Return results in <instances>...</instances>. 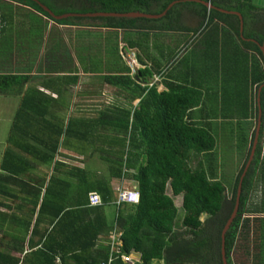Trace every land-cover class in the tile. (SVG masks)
Listing matches in <instances>:
<instances>
[{
    "label": "trees",
    "instance_id": "16d2710c",
    "mask_svg": "<svg viewBox=\"0 0 264 264\" xmlns=\"http://www.w3.org/2000/svg\"><path fill=\"white\" fill-rule=\"evenodd\" d=\"M227 1L235 3L240 0ZM72 2L84 3L82 7L85 10L77 11V14L142 12L156 15L165 12L169 4L179 2L167 11L165 17L158 20L169 21L157 29L160 31L174 29L170 19L177 15L178 6L199 8L202 17L208 20V26L229 18H236L240 23L237 17L218 12V9H233L230 5L222 6L221 0H205L215 9L192 4L187 0H0V34L7 31L6 22L10 23L16 17L15 12L5 11L9 7L14 8L13 3L28 7L58 25L69 27L131 30L138 29L137 23L140 21L156 22L144 18L88 16L56 20L41 6L61 16L70 13L62 9ZM159 5L161 6L158 7ZM19 9L16 11L22 13L23 10ZM254 9V6H250L248 10ZM235 11L245 13L241 8ZM23 12L32 18L31 27L41 29L40 22L33 21L38 20L37 14L26 10ZM85 21L91 23L85 24ZM239 31L240 25L236 29L237 34ZM257 36L259 45H247H253L264 62L261 51L264 31ZM13 79L15 78L0 77V92L9 90ZM234 79L236 85L223 84L220 107L216 110L209 107L212 119H217L218 116L224 119L223 125L229 130L232 147L245 159L234 181L230 183L220 168L218 138L212 132V122L208 121L203 125L192 118L193 111L202 100V92L196 84L195 87L169 84V92L159 93L155 86L143 87L137 84L129 74L105 78L110 85L124 91L133 87L142 97L140 108L134 112L127 108L102 111L101 129L110 128L114 132L100 137L103 144L110 148L106 153L114 158L106 159L110 162L107 163L108 178L92 177L85 168L72 169L74 173L71 176L76 177L73 184L68 179L57 181L51 177L42 201L43 185L40 189L33 188L35 200L21 201V213L28 203L33 208L31 216L18 218L21 222L17 233L10 231L11 221L17 217L6 211L0 213V264L107 262L109 244L100 246L95 252L93 249L99 238L105 232L114 230V227H109L104 207L89 206V195L98 193L106 206L111 204L114 200L110 184L113 178L131 179L132 189L139 194L138 205H122L117 209L116 227L122 231L123 253L140 252L143 264H152L154 260L162 261L163 264H223L222 233L235 208L241 177L247 166L242 180L238 214L225 237L226 258L228 264H237L235 257L239 255L248 264H264V71L256 65L250 74L237 72ZM260 113L259 141L255 158L248 165ZM254 119H257L256 127L249 140L247 132L251 128H248V124L251 127ZM46 155L42 161L47 158L51 162L53 153ZM21 160L16 152L7 151L1 163L2 172L16 180V176L26 172L22 165H18ZM169 190L171 197L167 195ZM258 190L261 196H257L255 200ZM57 194L69 199L52 200ZM0 197L4 200L15 197L10 185L1 180ZM178 199L181 201L179 206L175 202ZM0 206L10 210V205L3 202H0ZM35 215L37 217L30 232ZM29 232V249L26 250ZM7 237L9 239L6 241ZM114 264H124L120 255Z\"/></svg>",
    "mask_w": 264,
    "mask_h": 264
},
{
    "label": "crops",
    "instance_id": "0c3cea01",
    "mask_svg": "<svg viewBox=\"0 0 264 264\" xmlns=\"http://www.w3.org/2000/svg\"><path fill=\"white\" fill-rule=\"evenodd\" d=\"M187 1L200 5L194 1L202 0ZM202 2L207 3L205 0ZM176 3L174 6L179 2ZM13 4L23 11H32L38 15V20L33 21L40 22L41 29L38 28V30L41 31L42 37L36 40L33 31L20 36V29H10L9 26L14 25L17 17L10 18L11 22L5 24L11 31L12 49L10 53L7 52L9 54L0 55V77L15 79L12 80L9 90L0 92L1 105L3 102L14 104L12 117L9 119L13 122V131L7 139H3L6 134L0 133V180L10 185L15 197H11L8 204L10 210L2 207L0 213L6 211L17 217L11 221L12 233L19 231L20 216H31L33 206L28 203L21 213L19 210L20 204L23 203L21 201L35 200L33 188L40 189L43 185L40 198L42 201L51 177L56 178L57 181L68 179L73 184L76 180L74 175V177L71 176L74 173L73 168H85L95 178L108 176L107 172V175L101 176L102 172L93 168L95 160L99 157L97 154H100L104 163L108 162L106 159L113 158L106 157L108 153L99 151L100 144L107 146L103 144V139L101 140L100 137L114 133L110 128L101 129L102 111L124 107L134 112L140 108L142 97L133 90V87L124 91L110 85L105 78L129 74L137 84L143 87L155 86L159 93L169 92L171 88L169 84H182L186 87H195L196 84L202 92V100L193 111L192 118L202 122L203 125L208 121L212 122V132L216 136H230L226 126L225 131L222 128L224 119L220 116L212 119L209 107L211 106L214 110L220 107L223 84L236 85L234 77L237 72L250 74L256 65L262 67L264 71V62L253 46L260 44L257 35L264 31V0H240L235 3L221 0L222 6L230 5V8L234 10L218 9V12L226 16H235L240 23L236 18H229L215 21L211 26H208V20L202 17L203 14L199 8L178 6L177 15L170 19L174 26V29L170 31L157 30L169 22L168 20L159 22L158 20L162 18H144L156 22L140 21L137 23L138 29L131 30L69 27L58 25L28 7ZM250 6L256 9L250 11L248 10ZM239 8L245 13L235 11ZM235 13L240 14L242 19ZM31 20L32 18L24 20L30 28ZM242 22L243 25H241ZM239 25L240 31L237 34L236 29ZM69 30L75 31L74 34L71 35L72 32H68ZM77 31H99L104 35H115L118 39L117 50L121 57L122 46H125L127 52H136L139 63L137 71L133 72L127 63L126 70L118 67V64L112 69L107 53L101 56L100 47L96 46L95 41L91 40V37L88 39L80 37ZM7 36L6 32L0 34L3 42ZM105 40L104 43H106ZM144 43L149 47L147 54H144L139 47ZM247 43H252V47H249ZM263 49L264 42L261 46L262 52ZM105 92H109L112 96L107 98ZM88 147H90L89 150L87 149L88 153H83ZM9 150L21 157L22 160L18 165L26 169L24 174L15 177L16 180L8 177L1 169L4 154ZM106 150L110 149L106 148ZM46 153H53L51 162H48L47 158L44 162L42 161L47 156ZM84 160H87L86 163H83ZM67 161L73 164L69 166ZM128 182L133 187L131 179H111L114 200L107 206L104 204L103 207L109 227H114V230L105 232L99 238L93 249L94 252L100 246L109 244L111 233L120 231L116 227L118 218L116 202L118 190H133L131 187H126ZM167 195L172 196L171 190ZM55 196L52 200L69 199L61 194ZM1 201L4 199L0 197ZM36 217L37 215L30 232ZM30 232L27 236L26 250L29 249ZM109 247L110 256L111 246ZM138 253L140 252L133 251L131 255L136 260V264H143L142 254ZM152 264H163V262L154 260Z\"/></svg>",
    "mask_w": 264,
    "mask_h": 264
},
{
    "label": "rangeland",
    "instance_id": "374dc122",
    "mask_svg": "<svg viewBox=\"0 0 264 264\" xmlns=\"http://www.w3.org/2000/svg\"><path fill=\"white\" fill-rule=\"evenodd\" d=\"M69 3V2H68ZM67 3V4H68ZM76 2H72L70 3V5L66 6V8L62 9V10H68L70 13H76L77 11H82L85 10V8L82 7V4H75ZM7 4V3H5ZM8 5V4H7ZM6 5V6H7ZM86 7L88 8L89 6L87 4H85ZM2 6H4V4H2ZM13 9V10H12ZM18 8L14 7L11 8L9 7V9H5L6 12L8 13H14V15L17 17V21H15L14 25L9 26L10 29L13 30H17L20 29L21 31H19L21 33L20 36H25V34L32 32L33 31V35L35 36V39L37 40L38 38H40V36L42 37V33L40 30H38L35 26H32L31 28L26 24V22L24 21L25 19L29 18V15H27L25 12H20V11H16ZM11 12H10V11ZM20 10V9H19ZM79 13V12H77ZM76 13V14H77ZM24 21V22H23ZM91 22L89 21H85V24H89ZM97 24H100L99 22H96ZM8 29V28H7ZM10 29H8L6 31V34L8 35L7 38H5L4 42L2 41L1 37H0V55H5V53L9 52L12 49V42H11V37H10ZM68 32H72V34H74L75 31H68ZM77 34H79L80 37H84V38H89L91 37V40L95 41L96 46L100 47V55H104V53H107V59L109 61V63H111L112 65V69L114 68L115 65L118 64V67H120L123 70H126V60L124 58H122L119 55V51L117 50L118 48V39L117 37L114 35H104L102 32L99 31H77ZM106 39V40H105ZM104 40L106 43H104ZM18 43V41H17ZM44 44V43H43ZM47 44V43H46ZM45 47V45H44ZM140 49H142V52L144 54H147V48L148 45L146 43L144 44H140L139 45ZM103 49H107V50H103ZM10 53V52H9ZM7 53V54H9ZM6 54V56H7ZM100 59V57H98ZM101 62V59H100ZM111 69V70H112ZM123 94V93H120ZM255 95V92L253 93ZM105 95L107 98H110L112 96V94H110L109 92H105ZM125 99H126V94L124 95ZM121 99L123 98L122 96L120 97ZM14 104H12V102H3L2 105L0 103V133H2L3 135L6 134V136H3V139H7L8 135L11 133V131H13L12 129V123L10 122L9 119L12 117V109H13ZM124 110H126V108L123 107ZM126 114V113H125ZM257 120V119H256ZM255 119L252 121V125L250 127V123L248 124V128H251L249 130L248 136H249V140L251 138V134L253 133V131H255V127H256V121ZM4 127V128H3ZM223 130L225 131V126L222 127ZM257 131V130H256ZM218 138V158L220 160V168L224 173V177L226 179H228L227 181L232 183V181H234V178L236 177L237 173L239 172V170L242 167V164L244 162V157L243 155H241L240 153H238L232 146L233 144L231 143V139L230 136H225V135H221V136H217ZM263 145H264V138H263ZM107 148V146H105ZM102 144H100L99 147V151L100 152H104L106 151L105 148ZM90 147L85 148L83 153H88L87 149L89 150ZM110 149V148H109ZM106 153V152H104ZM98 160H95L94 162V166L93 168H95L97 171H101L104 176L107 173H109V164L110 162L104 163L102 162L103 160L100 157V154H97ZM105 156H110L109 154H106ZM111 158V157H110ZM255 158V157H253ZM114 159V158H112ZM87 160H84L83 163H86ZM67 164L72 165L73 162H69L67 161ZM107 175V174H106ZM105 178H108V176H106ZM126 187H131L132 188V184L131 183H126ZM231 196V194H230ZM257 196H261L259 190L256 193V196L254 197V199H257ZM5 204H9L10 200L5 199L4 201H1ZM176 205L179 206L181 201L175 200ZM2 208V206H0V209ZM108 212L111 213V210L108 209ZM203 220H205V217H203ZM9 238L7 237L6 240H8ZM237 264H248V262L241 256L239 255L238 257H235Z\"/></svg>",
    "mask_w": 264,
    "mask_h": 264
},
{
    "label": "built area",
    "instance_id": "2783aa9c",
    "mask_svg": "<svg viewBox=\"0 0 264 264\" xmlns=\"http://www.w3.org/2000/svg\"><path fill=\"white\" fill-rule=\"evenodd\" d=\"M122 49V57L126 60L127 65L133 72L137 71L139 66L137 54L134 51L127 52L125 50V46L121 47ZM139 203V194L135 190H118V198L116 205L120 207L122 205H138ZM89 206L91 208H99L103 207L104 203L101 197L96 194L92 193L89 195ZM109 245L111 246V253L109 256V260L107 262H103L102 264H113L114 261L120 255V258L126 264H136V260L131 254L123 253V238L122 233L120 231H114L109 235Z\"/></svg>",
    "mask_w": 264,
    "mask_h": 264
},
{
    "label": "water",
    "instance_id": "95a60500",
    "mask_svg": "<svg viewBox=\"0 0 264 264\" xmlns=\"http://www.w3.org/2000/svg\"><path fill=\"white\" fill-rule=\"evenodd\" d=\"M197 4H202L204 6H206L209 9H215L212 7V5H210L209 3H204L202 1H194ZM175 4H177L176 2L169 4V6L167 7L166 11L163 12L162 14H146V13H142V12H129V13H106V12H98V13H88V14H73V13H69V14H65V15H61V16H57L54 13H52L48 8H46L45 6L41 5L45 11L49 12V14L52 16V18L56 19V20H62V19H66L69 17H74V16H88V17H116V18H128V19H138V18H147V19H160L163 18L167 15V11L174 6ZM234 14V13H233ZM237 15L240 16V18L242 19L241 15L238 13H235ZM241 25H243V22L241 23ZM264 52V49H263ZM262 88L259 90V93H261ZM260 128H261V113L259 116V123H258V128L256 131V138L254 141V145H253V149H252V153H251V158L248 161V165H250V162L252 160V158L255 155V150L259 141V133H260ZM248 168V166H247ZM247 168L245 169L244 174L241 177V182L239 185V191H238V196H237V201L235 204V208L233 210V213L228 221L227 226H225L223 233H222V257H223V264H228L227 262V258H226V249H225V237L226 234L228 232L229 229H231V225L233 223V221L235 220L237 214H238V210H239V203H240V193H241V188H242V180L243 177L247 171ZM139 255H141L140 253H138Z\"/></svg>",
    "mask_w": 264,
    "mask_h": 264
},
{
    "label": "bare ground",
    "instance_id": "6f19581e",
    "mask_svg": "<svg viewBox=\"0 0 264 264\" xmlns=\"http://www.w3.org/2000/svg\"><path fill=\"white\" fill-rule=\"evenodd\" d=\"M97 194V193H96ZM99 195V194H98ZM100 196V195H99ZM101 197V196H100ZM102 199V198H101ZM103 201V200H102ZM100 208V207H99Z\"/></svg>",
    "mask_w": 264,
    "mask_h": 264
}]
</instances>
